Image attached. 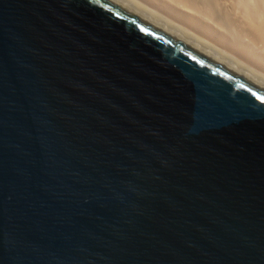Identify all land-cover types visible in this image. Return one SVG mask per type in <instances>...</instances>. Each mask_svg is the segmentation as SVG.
Returning <instances> with one entry per match:
<instances>
[{"label": "water", "instance_id": "obj_1", "mask_svg": "<svg viewBox=\"0 0 264 264\" xmlns=\"http://www.w3.org/2000/svg\"><path fill=\"white\" fill-rule=\"evenodd\" d=\"M0 264H264V86L118 0H0Z\"/></svg>", "mask_w": 264, "mask_h": 264}, {"label": "bare ground", "instance_id": "obj_2", "mask_svg": "<svg viewBox=\"0 0 264 264\" xmlns=\"http://www.w3.org/2000/svg\"><path fill=\"white\" fill-rule=\"evenodd\" d=\"M264 86V0H118Z\"/></svg>", "mask_w": 264, "mask_h": 264}]
</instances>
